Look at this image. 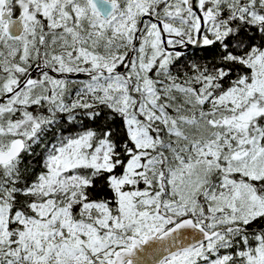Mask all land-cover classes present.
Listing matches in <instances>:
<instances>
[{"label":"snow or ice","instance_id":"obj_1","mask_svg":"<svg viewBox=\"0 0 264 264\" xmlns=\"http://www.w3.org/2000/svg\"><path fill=\"white\" fill-rule=\"evenodd\" d=\"M0 264H264V0H0Z\"/></svg>","mask_w":264,"mask_h":264}]
</instances>
